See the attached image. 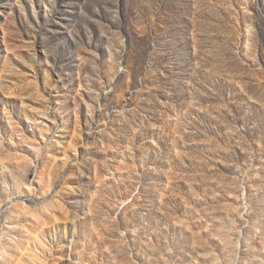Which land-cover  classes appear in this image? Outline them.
<instances>
[{"label": "rangeland", "instance_id": "1", "mask_svg": "<svg viewBox=\"0 0 264 264\" xmlns=\"http://www.w3.org/2000/svg\"><path fill=\"white\" fill-rule=\"evenodd\" d=\"M0 264H264V0H0Z\"/></svg>", "mask_w": 264, "mask_h": 264}]
</instances>
